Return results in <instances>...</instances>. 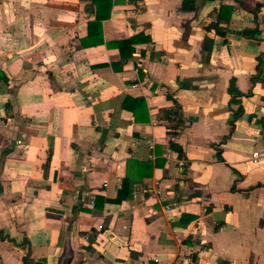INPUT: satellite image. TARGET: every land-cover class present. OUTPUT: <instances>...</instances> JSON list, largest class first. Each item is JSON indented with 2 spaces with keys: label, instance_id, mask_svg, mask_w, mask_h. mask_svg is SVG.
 <instances>
[{
  "label": "crops",
  "instance_id": "obj_1",
  "mask_svg": "<svg viewBox=\"0 0 264 264\" xmlns=\"http://www.w3.org/2000/svg\"><path fill=\"white\" fill-rule=\"evenodd\" d=\"M98 1L0 0V264H264V0Z\"/></svg>",
  "mask_w": 264,
  "mask_h": 264
},
{
  "label": "trees",
  "instance_id": "obj_2",
  "mask_svg": "<svg viewBox=\"0 0 264 264\" xmlns=\"http://www.w3.org/2000/svg\"><path fill=\"white\" fill-rule=\"evenodd\" d=\"M92 2L97 4L98 7L101 5V3H103L104 6L107 7V13L104 16H101L98 14L96 20L93 23L89 24L90 29L97 30V29L101 28L102 22H103V20H105L103 18H105V17L109 18L110 17L111 10H112V3L110 1L101 2L98 0H92ZM228 20H226V21H228ZM222 21H223V19L221 18V16H219L216 22L209 24L206 28L208 30L214 29V30H216V32L220 36L225 37V32L220 28V23ZM89 35H91V32ZM145 39H143V41H145ZM148 40L149 39L147 38V41ZM138 41H140V38H138V36H136V37H132L130 39L124 40V41L117 42L114 44V46H117V48L121 52L122 58H124L123 60L126 61L133 56V53L135 52V49L133 46L135 44H137ZM168 98L170 100H173L174 103L176 104V109H179L177 101L174 100L170 94H168ZM131 105H133V106H131ZM123 108L125 110H129V111L133 112L135 121L138 122V121H141V115L143 114L144 111H146V103H145L144 99L131 100V99L127 98L123 104ZM185 128H186L185 122L182 121V119H179V122L176 125L175 130L170 132V136H172V137L178 136L179 132ZM169 144H170V148L172 149V151H174L178 155V158L183 159L185 157L184 150L178 143H176L173 140H170ZM218 157L220 159H222L220 151H218ZM148 165L151 167V170H152L153 167L150 164H148ZM133 187H134L133 184L129 180H125L123 182L121 190L119 191L117 199L114 201H111V203L121 204L123 201L131 198L132 194H133ZM0 238L5 239V237H0ZM24 264H31L29 257L24 260Z\"/></svg>",
  "mask_w": 264,
  "mask_h": 264
},
{
  "label": "built area",
  "instance_id": "obj_3",
  "mask_svg": "<svg viewBox=\"0 0 264 264\" xmlns=\"http://www.w3.org/2000/svg\"><path fill=\"white\" fill-rule=\"evenodd\" d=\"M136 72H138V69H136ZM150 150H151V153L149 155V158L150 159H154V145H151L150 146ZM254 158H255V162L259 161V153H254ZM155 195L163 202V204L165 205V210L166 211H171L172 210V205L169 204V200L163 195V191L160 190V189H157L155 191Z\"/></svg>",
  "mask_w": 264,
  "mask_h": 264
},
{
  "label": "water",
  "instance_id": "obj_4",
  "mask_svg": "<svg viewBox=\"0 0 264 264\" xmlns=\"http://www.w3.org/2000/svg\"><path fill=\"white\" fill-rule=\"evenodd\" d=\"M3 165H4V160L1 161V163H0V172L2 171ZM69 263H70V255L67 254L65 261H64V264H69Z\"/></svg>",
  "mask_w": 264,
  "mask_h": 264
}]
</instances>
